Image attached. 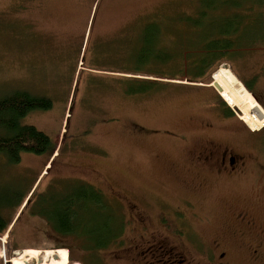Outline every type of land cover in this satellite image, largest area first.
<instances>
[{"label": "rangeland", "instance_id": "374dc122", "mask_svg": "<svg viewBox=\"0 0 264 264\" xmlns=\"http://www.w3.org/2000/svg\"><path fill=\"white\" fill-rule=\"evenodd\" d=\"M197 2L0 0V99L22 91L51 101L50 110L32 112L22 123L34 126L57 145L51 160L23 154L17 165H8L0 156L1 198L8 195L6 201L24 202L19 210L3 213L13 219V228L0 238L1 264L17 260L36 264L25 255L27 250L40 255L65 250L67 264H130L127 258L120 260L123 254L114 248L87 254L83 240L55 234L35 217V204L48 195L43 193H48L49 185L59 190L65 184L88 181L107 195L109 186L127 219L132 209L153 218L163 203L176 207L186 197L174 183L191 177L184 169L201 145L204 116L199 109L215 107L220 101L242 117L238 108L247 109L252 102L239 104V94L255 101L253 93L264 92V44L245 41L254 32V21L245 24L243 44L256 49L244 50L241 44L236 56L202 80L178 81L183 76L178 70L191 63L192 38L200 37L185 22L195 16ZM238 14L253 16V8ZM149 23L160 27L162 41L178 48L184 62L156 68L136 62L142 30ZM138 66L161 78L133 73ZM219 69L229 71L248 93L232 92L234 106L224 102L213 83ZM126 79L154 85L143 94H125ZM230 126L222 124L224 130Z\"/></svg>", "mask_w": 264, "mask_h": 264}, {"label": "flooded vegetation", "instance_id": "af4514ba", "mask_svg": "<svg viewBox=\"0 0 264 264\" xmlns=\"http://www.w3.org/2000/svg\"><path fill=\"white\" fill-rule=\"evenodd\" d=\"M260 43L264 44L263 38ZM253 95L255 101L247 109L238 108L242 117L220 101L215 107L199 109L204 116L201 145L184 169L191 177L174 183L186 197L181 196L176 207L163 203L154 214L155 226L153 218L135 209L128 219L122 216L124 207L113 189L108 186L107 195L88 181L65 184L59 190L49 185L48 193H43L48 195L35 204L37 214L43 213L34 216L41 222L53 221L47 216V199L63 198L80 188L99 197L100 203L104 201L119 228L107 246L95 248L85 243L87 254L114 248L123 254L120 260L127 258L130 264H264V92ZM222 124L231 126L224 130ZM148 207L152 208L150 203ZM126 232L130 237L124 239Z\"/></svg>", "mask_w": 264, "mask_h": 264}, {"label": "trees", "instance_id": "16d2710c", "mask_svg": "<svg viewBox=\"0 0 264 264\" xmlns=\"http://www.w3.org/2000/svg\"><path fill=\"white\" fill-rule=\"evenodd\" d=\"M197 4L199 7L195 16L186 17L185 22L192 32L194 34L198 32L200 37L192 38L194 45H191L189 49L192 47L193 53L190 57L188 56L191 63L189 65L184 63V66L178 70V73L183 72H181L182 78L178 81L189 80L193 83L196 80H202L206 74L236 56L239 46L244 43L246 23L254 21L256 26L254 32L246 35V42H257L261 38L264 39V0H198ZM248 6L253 8V16L238 14L240 10L244 11ZM142 31L141 43L136 50L137 63L147 65L151 63L155 68L166 64L170 67L177 64V60L182 59L183 56L180 55L178 48L174 47V49L162 41L158 25L149 23ZM196 42H198L197 45ZM246 42L242 47L244 50L246 48L256 49ZM182 62L184 61L181 60L180 64ZM141 72L160 75L155 71L144 70L140 66L133 70V73ZM124 83L125 94L130 95L149 92L154 85V82L130 79L124 80ZM245 87L249 88L247 84ZM51 105V101L46 98L36 97L29 92L22 91H16L0 99V156L5 158L8 165H17L23 154L44 156L50 160L57 150V145L51 142L43 132H39L32 125L23 124L22 121L32 112L50 110ZM87 192L76 188L63 198L59 195L49 197L47 200L50 213L47 216L53 221H45V223L60 236L80 238L84 243L93 245L95 248H100L102 245L107 246L117 237L119 228L113 224L114 216L109 214L104 201L100 203L99 197L88 195ZM3 196L4 198H1L0 192V238L11 228L13 220L9 221L3 214L4 211L16 208L19 210L24 203L23 200L20 202V199L16 202L6 201L5 197L7 198L8 195ZM51 203H53L52 206ZM37 212L34 207L33 215ZM40 213L43 212L37 215L41 216ZM99 214L101 216L95 217Z\"/></svg>", "mask_w": 264, "mask_h": 264}, {"label": "bare ground", "instance_id": "6f19581e", "mask_svg": "<svg viewBox=\"0 0 264 264\" xmlns=\"http://www.w3.org/2000/svg\"><path fill=\"white\" fill-rule=\"evenodd\" d=\"M218 72L219 74L215 75V79L213 83L214 85L215 84L218 85L219 94L221 98L228 105H232V106L236 105V99L232 96L233 94L232 92L245 93V94H248V93L244 90L241 83L234 79L233 75L229 71L219 69L217 73ZM237 99H238L237 100L238 102L240 99L241 103L239 104H242L246 102L247 100L248 101L250 100L251 102L253 101L250 96L248 98H245L244 96L243 97L240 96V94ZM25 255L29 257V259L36 262V264H67V259H68V256L66 255L65 250L46 251L45 253H42V255H40L37 250H34V251L27 250V253H25ZM14 262L15 264H22L21 260H17Z\"/></svg>", "mask_w": 264, "mask_h": 264}, {"label": "water", "instance_id": "95a60500", "mask_svg": "<svg viewBox=\"0 0 264 264\" xmlns=\"http://www.w3.org/2000/svg\"><path fill=\"white\" fill-rule=\"evenodd\" d=\"M218 87V85H216ZM219 89V87H218ZM219 93V92H218ZM258 119L261 120L262 119V114L258 115Z\"/></svg>", "mask_w": 264, "mask_h": 264}]
</instances>
